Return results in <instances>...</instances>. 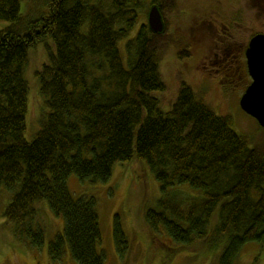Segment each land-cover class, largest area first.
Instances as JSON below:
<instances>
[{
  "label": "trees",
  "instance_id": "16d2710c",
  "mask_svg": "<svg viewBox=\"0 0 264 264\" xmlns=\"http://www.w3.org/2000/svg\"><path fill=\"white\" fill-rule=\"evenodd\" d=\"M30 3L22 15L20 0H0V21L7 22L0 29V193L9 197L2 217L12 236L42 246L34 220L36 203L45 200L64 221L63 235L48 245L51 259L67 245L77 264H103L96 200L73 198L67 180L74 174L106 182L115 163L136 158L163 194L147 221L153 228L159 223L178 251L201 247L217 255V264H236L247 244L264 248V140L236 133L229 117L217 115L185 83L166 113L153 95L165 89L160 61L170 52L190 57L188 38L168 33L177 0H152L163 32L152 33L146 22L133 37L140 0ZM125 38L126 66L119 46ZM39 44L46 61L36 76L47 111L27 141L24 67ZM182 185L196 195L174 193L169 204V188ZM113 242L123 258L129 245L116 220Z\"/></svg>",
  "mask_w": 264,
  "mask_h": 264
},
{
  "label": "rangeland",
  "instance_id": "374dc122",
  "mask_svg": "<svg viewBox=\"0 0 264 264\" xmlns=\"http://www.w3.org/2000/svg\"><path fill=\"white\" fill-rule=\"evenodd\" d=\"M152 0H140L138 20L129 33L133 37L140 24H146V14ZM31 8L30 0H20V13L26 15ZM168 33L186 36L190 57L179 59L170 52L159 63L163 91H155L162 113L170 110L177 98L182 83L200 95L205 104L217 114L231 120L232 129L254 142L264 140V129L245 114L239 101L245 85L235 78L241 69L239 54L251 36L264 33V0H177V8L168 18ZM7 22L0 21V29ZM185 37V38H186ZM119 43L123 63L126 66L123 44ZM48 44L51 46V42ZM233 44V48H229ZM227 45V46H226ZM177 50L182 45H175ZM231 49V50H230ZM232 54L235 56L233 57ZM46 61L42 44L28 51L24 67V78L28 84L27 111L24 138L31 141L39 128L40 115L47 111L39 93L36 72ZM67 186L73 198L94 197L101 231L99 250L104 254L103 264H217V255L205 253L192 246L183 251L161 228H155L146 218L149 211L158 210L163 196L159 183L144 160L133 158L128 162H117L112 166L110 178L106 182L91 183L71 174ZM4 191V190H2ZM196 195L187 185L169 188L166 201L171 204L173 194ZM9 200L5 192L0 193V264H77L72 259L67 245L59 259L53 260L48 254V245L63 235L62 217L52 214L45 200L36 203L34 220L43 230L44 240L40 248L29 246L27 241L16 240L9 227L3 226V209ZM117 221L127 238L129 250L123 258L114 248L113 225ZM236 264H264V248L257 243L247 244Z\"/></svg>",
  "mask_w": 264,
  "mask_h": 264
},
{
  "label": "water",
  "instance_id": "95a60500",
  "mask_svg": "<svg viewBox=\"0 0 264 264\" xmlns=\"http://www.w3.org/2000/svg\"><path fill=\"white\" fill-rule=\"evenodd\" d=\"M147 26L152 33H162V15L156 5H151L146 15ZM246 64L252 83L242 94L239 107L264 129V34L252 36L246 49Z\"/></svg>",
  "mask_w": 264,
  "mask_h": 264
},
{
  "label": "flooded vegetation",
  "instance_id": "af4514ba",
  "mask_svg": "<svg viewBox=\"0 0 264 264\" xmlns=\"http://www.w3.org/2000/svg\"><path fill=\"white\" fill-rule=\"evenodd\" d=\"M258 34V33H256ZM264 34V33H263ZM255 35V34H254ZM253 35V36H254ZM252 37V36H251ZM250 37V38H251ZM249 38V40H250ZM249 40L246 42V44L242 47L241 51H240V55L241 57H243V60L241 59V69L239 71H236L235 72V78H240L241 80H243V83L245 85V88H244V91L246 90V88L252 83V79L248 73V68H247V64H246V57H245V54H246V49L248 48V43H249ZM227 46V45H226ZM229 48H233L234 49V46L233 44H229L228 46ZM231 50V49H230ZM233 57H235L233 54H232ZM243 91V93H244Z\"/></svg>",
  "mask_w": 264,
  "mask_h": 264
}]
</instances>
